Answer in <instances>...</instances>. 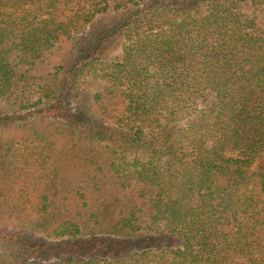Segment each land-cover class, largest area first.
Masks as SVG:
<instances>
[{
    "label": "trees",
    "instance_id": "16d2710c",
    "mask_svg": "<svg viewBox=\"0 0 264 264\" xmlns=\"http://www.w3.org/2000/svg\"><path fill=\"white\" fill-rule=\"evenodd\" d=\"M259 156L264 0H0V264H264Z\"/></svg>",
    "mask_w": 264,
    "mask_h": 264
},
{
    "label": "rangeland",
    "instance_id": "374dc122",
    "mask_svg": "<svg viewBox=\"0 0 264 264\" xmlns=\"http://www.w3.org/2000/svg\"><path fill=\"white\" fill-rule=\"evenodd\" d=\"M264 164V156H259L256 160H255V163L250 171V175H256L258 172H259V169L261 168V166ZM18 234V233H17ZM21 237L24 241H26L27 243H30V244H41L40 246H44L46 243H49L50 246L52 245H55V244H58L56 246V249L55 251H60V250H68L67 248H62V249H59L61 248V245L63 244L62 242H68V243H64L65 244H69L70 246L71 245H76L82 241H85L87 240L86 238H80L78 237L77 239H74V240H70V239H66V241L64 240H59V241H56V240H50V239H47V238H44L43 236H35V235H32L31 233H21ZM69 240V241H68ZM42 242V243H40ZM11 248L8 246V244H4L3 247H0V253H4L8 250H10ZM53 250V249H52ZM51 250V253L49 254V256L47 257L46 255L44 256H39V260L40 261H44V260H47L51 257H56L58 256L57 252H53ZM68 254V253H67ZM88 257V256H86ZM106 257V256H105ZM97 257H95L96 259ZM30 259V258H29ZM94 258H91V260H93ZM94 259V260H95ZM87 260H90V259H87Z\"/></svg>",
    "mask_w": 264,
    "mask_h": 264
}]
</instances>
